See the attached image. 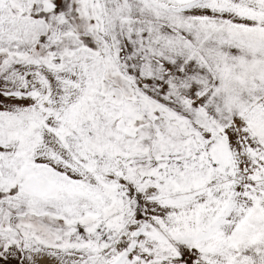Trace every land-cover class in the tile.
<instances>
[{
	"label": "snow or ice",
	"instance_id": "1",
	"mask_svg": "<svg viewBox=\"0 0 264 264\" xmlns=\"http://www.w3.org/2000/svg\"><path fill=\"white\" fill-rule=\"evenodd\" d=\"M0 264H264V0H0Z\"/></svg>",
	"mask_w": 264,
	"mask_h": 264
}]
</instances>
